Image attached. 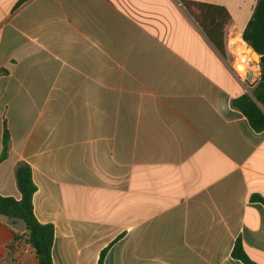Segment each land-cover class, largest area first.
<instances>
[{
	"label": "crops",
	"instance_id": "obj_1",
	"mask_svg": "<svg viewBox=\"0 0 264 264\" xmlns=\"http://www.w3.org/2000/svg\"><path fill=\"white\" fill-rule=\"evenodd\" d=\"M183 1L235 11L240 31L256 3L0 0V196L20 198L27 163L52 264H97L104 249L102 264H243L237 239L264 264V203L251 198L264 199V131L231 107L245 92ZM231 42L238 77L258 68ZM25 234L0 215V264H38Z\"/></svg>",
	"mask_w": 264,
	"mask_h": 264
},
{
	"label": "trees",
	"instance_id": "obj_2",
	"mask_svg": "<svg viewBox=\"0 0 264 264\" xmlns=\"http://www.w3.org/2000/svg\"><path fill=\"white\" fill-rule=\"evenodd\" d=\"M182 3L187 9L190 7L195 9L198 27L218 54L224 60L226 52L228 56L230 52L236 58L237 54L231 42V35L229 38L225 36L224 45V28L230 22V15L226 9L220 5L195 1H183ZM242 39L259 56V78L251 90V95L242 93L235 96L231 98L230 105L244 115L255 132H260L264 131V0H256L251 17L243 29ZM8 139V132L4 128L0 161L7 156ZM15 181L20 198L16 200L13 197L0 196V215L23 221L26 242L34 249L38 264H52L53 227L51 224H40L33 214L32 196L36 186L32 180L31 168L27 163L22 162L17 165ZM251 198L264 203V199L259 196ZM105 252L106 249L101 251L97 264H102ZM231 256L243 264H255L246 256L239 239L234 243Z\"/></svg>",
	"mask_w": 264,
	"mask_h": 264
},
{
	"label": "rangeland",
	"instance_id": "obj_3",
	"mask_svg": "<svg viewBox=\"0 0 264 264\" xmlns=\"http://www.w3.org/2000/svg\"><path fill=\"white\" fill-rule=\"evenodd\" d=\"M178 5L181 8L183 16L185 18H187L189 23L193 26V30L195 29V30L200 31V29L197 26V21H196L197 20V13H196L195 9H193V18H192V16H190L186 12V10L182 7L181 4H178ZM245 19L246 18L244 16H239L235 11L232 10L231 20L226 27V31H225L226 34L225 35H227L228 31H230V34H229V36H230L235 31V29L240 28L239 26H242L244 24ZM241 29L243 30L244 28H241ZM225 51H226V49H225ZM234 59H235V56H233L230 53L228 56V54L226 52L225 64L229 68L235 82L239 86L236 88V90H238L239 92H245L248 95H251V90L254 87V83L259 78V66H258V68H256V67H253V63H251L250 61L245 62V75L242 77H238L235 74V72L233 71V69L231 68V62H233ZM224 83L227 87L231 88V84L229 82L224 81Z\"/></svg>",
	"mask_w": 264,
	"mask_h": 264
},
{
	"label": "water",
	"instance_id": "obj_4",
	"mask_svg": "<svg viewBox=\"0 0 264 264\" xmlns=\"http://www.w3.org/2000/svg\"><path fill=\"white\" fill-rule=\"evenodd\" d=\"M235 34L237 35V37L240 39V46H242V50L243 52L248 50L249 54L251 56L253 55H257L242 39V31H240L239 29H235ZM258 56V55H257ZM258 59H259V56H258ZM258 65H259V60H258Z\"/></svg>",
	"mask_w": 264,
	"mask_h": 264
},
{
	"label": "bare ground",
	"instance_id": "obj_5",
	"mask_svg": "<svg viewBox=\"0 0 264 264\" xmlns=\"http://www.w3.org/2000/svg\"><path fill=\"white\" fill-rule=\"evenodd\" d=\"M239 40H240V39H239ZM250 56H251V55H250ZM251 58H252L253 60H256V59L259 60L257 55H253V56H251ZM258 66H259V65H258Z\"/></svg>",
	"mask_w": 264,
	"mask_h": 264
}]
</instances>
